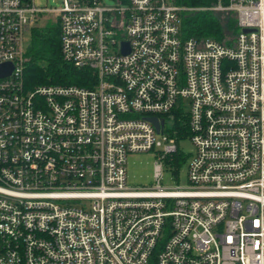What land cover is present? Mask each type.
Masks as SVG:
<instances>
[{"label":"built area","instance_id":"1","mask_svg":"<svg viewBox=\"0 0 264 264\" xmlns=\"http://www.w3.org/2000/svg\"><path fill=\"white\" fill-rule=\"evenodd\" d=\"M209 8L232 37L185 38L173 0H0V264H264V0ZM47 13L87 86L26 88ZM185 138L186 184L164 187ZM149 151L156 185L130 186L128 155Z\"/></svg>","mask_w":264,"mask_h":264},{"label":"trees","instance_id":"2","mask_svg":"<svg viewBox=\"0 0 264 264\" xmlns=\"http://www.w3.org/2000/svg\"><path fill=\"white\" fill-rule=\"evenodd\" d=\"M90 1V0H89ZM176 4L189 8L184 12L181 21V32L185 38L203 40L213 38L225 41L224 30H235L236 19L230 17L226 24L208 9L215 0H173ZM29 34L31 40L26 47L27 61L24 68V84L26 88L40 85L87 86L90 75L87 71L75 68L65 61L60 49V29L58 23H47L44 26L34 25ZM186 118L179 121L180 134L186 133ZM186 161L183 152L173 153L165 159L173 166L177 174ZM148 264H155L154 256Z\"/></svg>","mask_w":264,"mask_h":264},{"label":"rangeland","instance_id":"3","mask_svg":"<svg viewBox=\"0 0 264 264\" xmlns=\"http://www.w3.org/2000/svg\"><path fill=\"white\" fill-rule=\"evenodd\" d=\"M37 6L54 8L59 7L61 0H33ZM107 5H113L114 0H102ZM213 5V4H212ZM211 5V6H212ZM214 14L219 18L223 24H226L230 17L235 18L234 14L226 11L212 10ZM47 23H54V13H47L45 16L38 19L33 25L44 26ZM226 35L225 38H230L234 35V30H224ZM31 40V35L27 32L25 34V41L28 44ZM181 152L186 155V161L182 164L179 170V180L175 177L173 173V166L168 162H163V171L161 177V185L164 187H174L177 185L186 184V170L188 160L192 158L194 153V147L188 138L182 139L179 143ZM156 161V156L154 152H142L129 154L127 157V182L130 186L140 187V186H155L156 181L153 177L154 163Z\"/></svg>","mask_w":264,"mask_h":264},{"label":"water","instance_id":"4","mask_svg":"<svg viewBox=\"0 0 264 264\" xmlns=\"http://www.w3.org/2000/svg\"><path fill=\"white\" fill-rule=\"evenodd\" d=\"M244 31H248V29H244ZM122 50L124 54H126L129 51L128 42H122ZM11 70H12L11 63L0 64V76L9 75ZM149 120L154 124L156 130L159 131L161 125L163 124V121H158L157 118H149Z\"/></svg>","mask_w":264,"mask_h":264}]
</instances>
